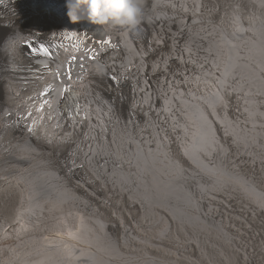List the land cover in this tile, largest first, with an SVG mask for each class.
I'll list each match as a JSON object with an SVG mask.
<instances>
[{"label":"bare ground","instance_id":"1","mask_svg":"<svg viewBox=\"0 0 264 264\" xmlns=\"http://www.w3.org/2000/svg\"><path fill=\"white\" fill-rule=\"evenodd\" d=\"M139 3L0 0V264H264V0Z\"/></svg>","mask_w":264,"mask_h":264},{"label":"clouds","instance_id":"2","mask_svg":"<svg viewBox=\"0 0 264 264\" xmlns=\"http://www.w3.org/2000/svg\"><path fill=\"white\" fill-rule=\"evenodd\" d=\"M81 13L101 31L109 27L135 31L142 17L139 0H70V19L77 22Z\"/></svg>","mask_w":264,"mask_h":264},{"label":"snow or ice","instance_id":"3","mask_svg":"<svg viewBox=\"0 0 264 264\" xmlns=\"http://www.w3.org/2000/svg\"><path fill=\"white\" fill-rule=\"evenodd\" d=\"M105 43H110V41H104ZM29 47H32L31 45H29ZM40 51L44 52L46 55H48V50L46 48H41ZM94 59V57H91Z\"/></svg>","mask_w":264,"mask_h":264}]
</instances>
